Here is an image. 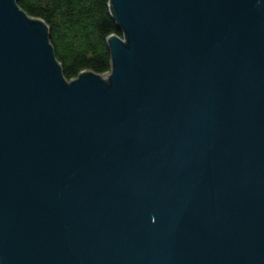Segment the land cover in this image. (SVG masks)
I'll return each mask as SVG.
<instances>
[{
	"label": "water",
	"instance_id": "water-1",
	"mask_svg": "<svg viewBox=\"0 0 264 264\" xmlns=\"http://www.w3.org/2000/svg\"><path fill=\"white\" fill-rule=\"evenodd\" d=\"M110 6L69 80L0 0V264H264V0Z\"/></svg>",
	"mask_w": 264,
	"mask_h": 264
},
{
	"label": "trees",
	"instance_id": "trees-1",
	"mask_svg": "<svg viewBox=\"0 0 264 264\" xmlns=\"http://www.w3.org/2000/svg\"><path fill=\"white\" fill-rule=\"evenodd\" d=\"M18 4L48 23L50 40L67 79L85 69L110 71L107 38L112 33L123 36L112 16L110 0H18Z\"/></svg>",
	"mask_w": 264,
	"mask_h": 264
}]
</instances>
